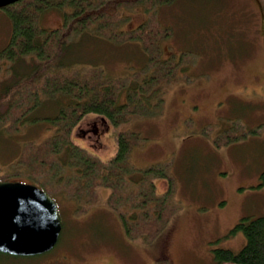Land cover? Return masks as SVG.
I'll list each match as a JSON object with an SVG mask.
<instances>
[{"label":"rangeland","instance_id":"1","mask_svg":"<svg viewBox=\"0 0 264 264\" xmlns=\"http://www.w3.org/2000/svg\"><path fill=\"white\" fill-rule=\"evenodd\" d=\"M263 4L174 0L161 10L163 23L173 32L163 49L176 58H194L185 71L189 77L166 86L162 110L152 116L112 126L92 114L77 128L76 139L103 158L114 153L118 131L140 133L133 164L140 169L152 163L166 166L159 190H168L173 202L165 223L168 233L130 237L107 204L108 188H99L95 199L57 194L62 228L55 246L31 256L1 253L0 264H215L214 249L238 252L245 235L231 229L242 217L264 214ZM44 17V25L60 23L54 11ZM11 32L2 6L0 49ZM140 50L103 44L97 51L102 57L110 54L100 62L106 69L122 73L124 66L140 64ZM1 104L0 109L5 107ZM45 133L33 126L3 138L0 175L25 181L11 162L24 140H40Z\"/></svg>","mask_w":264,"mask_h":264},{"label":"trees","instance_id":"2","mask_svg":"<svg viewBox=\"0 0 264 264\" xmlns=\"http://www.w3.org/2000/svg\"><path fill=\"white\" fill-rule=\"evenodd\" d=\"M173 1L17 0L3 6L12 32L0 49V141L33 126L46 132L23 141L13 169L56 199H95L99 188H108L107 204L130 237L168 233L173 202L168 190H159L166 166L133 164L132 150L143 139L133 128L115 134V151L104 158L76 139L77 128L92 114L112 126L152 116L162 110L166 86L189 77L194 58L163 49L173 32L161 10ZM50 11L59 24L42 23ZM103 44L136 46L140 64L111 72L101 64L110 54L97 51ZM237 229L245 244L238 252L214 249L215 264H264V214L242 217L231 232Z\"/></svg>","mask_w":264,"mask_h":264},{"label":"water","instance_id":"3","mask_svg":"<svg viewBox=\"0 0 264 264\" xmlns=\"http://www.w3.org/2000/svg\"><path fill=\"white\" fill-rule=\"evenodd\" d=\"M17 0H0V7ZM58 204L23 181L0 180V252L34 255L51 249L61 231Z\"/></svg>","mask_w":264,"mask_h":264}]
</instances>
